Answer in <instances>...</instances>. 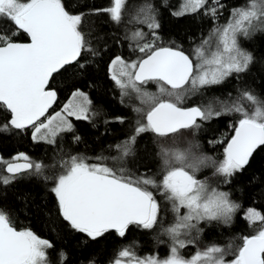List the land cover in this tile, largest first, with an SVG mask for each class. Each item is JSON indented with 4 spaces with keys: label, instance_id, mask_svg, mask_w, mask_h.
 <instances>
[{
    "label": "snow or ice",
    "instance_id": "1",
    "mask_svg": "<svg viewBox=\"0 0 264 264\" xmlns=\"http://www.w3.org/2000/svg\"><path fill=\"white\" fill-rule=\"evenodd\" d=\"M127 4L128 0H110L108 7L84 6L73 11L71 3L64 0H0V133L26 134L31 130L33 143L47 144L62 153L59 141L67 139L65 134L72 133L73 143L82 140L73 121L96 127L94 120L102 110L94 108L89 92L77 81L108 48V37L96 29L95 22L88 21L100 14L107 16L106 22L125 25V35L114 42L128 41L136 56H112L108 79L119 91L122 104L126 98H134L143 105L131 106L135 118L130 133L108 146L115 155H60L58 161L54 155L58 171L52 176L45 175L51 165L33 161L25 153L7 161L0 157V165H4L0 186H8L23 174L42 177L54 196L45 206V214L83 234L85 242L109 233L123 240L132 229L156 230L170 242L169 254L159 258L154 254L139 256L134 248L138 242L133 240L122 245L109 264H264V214L253 207L246 209L244 219L250 226L257 222L262 226L254 235L242 237V244L225 248L213 243L197 249L191 258L180 254L199 240L202 224H232L242 205L220 185L231 184L264 148V101L251 89L238 88L235 98L228 93L225 98L211 97L207 104L181 106L192 97L205 95V89L229 78L239 79L250 70L255 56L242 47L240 38L250 40L264 32V0H242L229 9L223 24L217 23L225 7L221 0H181L171 11L173 17L202 12L213 24L190 54L174 41L168 46L160 43L159 9L150 0L132 8ZM161 6L167 8V0H161ZM128 24L143 25L147 32L135 28L129 34ZM57 77L65 82L68 95L60 108L50 113L59 99V89L53 87ZM149 82L156 85V92L142 87ZM222 116L237 117L229 125L233 134L226 139L222 159L199 153L200 145L194 141L185 149L166 144V138L184 131L195 136ZM115 120L124 124L126 117ZM146 133L154 137L159 167L156 171H133L128 158L137 154V141ZM208 143L224 144L225 139ZM203 169H211L216 179L199 178ZM17 211L0 205V264H51L48 250L54 245L32 230H18L12 218ZM57 255L58 264H63L66 253L61 249ZM229 255L234 258L226 259Z\"/></svg>",
    "mask_w": 264,
    "mask_h": 264
},
{
    "label": "trees",
    "instance_id": "2",
    "mask_svg": "<svg viewBox=\"0 0 264 264\" xmlns=\"http://www.w3.org/2000/svg\"><path fill=\"white\" fill-rule=\"evenodd\" d=\"M65 3H71L73 11H79L84 6L88 9L101 8L110 6V0H64ZM158 9V19L161 24L159 33L162 35L163 44L168 46L170 42H175L180 46L187 47L189 44L197 45L200 43L202 36L209 34L210 28L213 26L212 20L198 13L188 17L179 19L172 18L169 13L176 9L180 0H167L168 7L161 6V0H150ZM225 5L222 10L223 15L219 17L221 22L222 17L232 7L240 4L242 0H221ZM143 0H128L127 7L132 8L134 5L142 4ZM88 21L95 22L96 29L105 34L108 48L103 51L100 56L95 58V61L90 64L84 75L78 78L79 86L87 88L90 91L92 99L96 102H104L107 111L118 114L115 103L105 100L103 97L107 95L109 82L106 80L103 73L104 61L109 53H112L117 44L114 41L123 37L125 34V26H118L107 21V16L104 14L91 16ZM219 24V23H218ZM21 40L25 37L21 36ZM103 43V42H101ZM242 47L253 53L256 62L253 63L250 70L243 74L239 79L229 78L223 84L205 89V95L196 96L188 99L182 107L191 106L193 102L207 104L208 100L213 96L221 98L227 97L228 93H232L231 98H235L238 93L237 89L245 87L251 89L261 101H264V32H259L250 40H244ZM174 46V45H173ZM94 83L95 87L89 88V84ZM62 92H59V96ZM110 102V104H108ZM107 105V106H106ZM246 106H249L245 102ZM249 110H252L249 107ZM121 114V113H120ZM236 116H222L214 119L210 125L206 124L202 127L195 136L190 131H184L175 137L166 138L168 146L185 149L189 145V141H194L200 145L197 150L199 153L212 156L215 159H222L223 147L226 139L232 135L230 123L234 122ZM117 128V125L113 126ZM83 127L80 132L82 136L81 144L83 147L91 150L96 141L105 142L106 138L98 135L94 136L91 132H85ZM225 139L224 144H209V140ZM154 137L151 133L141 136L136 144V155L128 159L130 167L138 172L145 170L156 171L159 167V158L155 155L157 145L153 143ZM79 143V144H80ZM61 145V141H59ZM75 145V147H80ZM18 153H25L32 158L33 161H42L46 165L45 175L52 176L56 171L53 158L55 155L58 161L61 153H57L55 149L44 143H33L28 132L25 133H0V157L6 161ZM3 166L0 165V175L3 173ZM211 169H203L199 174V178L203 179L206 176L212 178ZM151 174V173H150ZM264 148L259 149L251 159L250 165L243 173L233 177L231 184H221L222 190L232 193V198L237 200L242 207L235 214L233 222L230 226H226L217 222L210 224L204 223L201 225L203 232L200 235L196 244L188 245L184 251H188V256L194 254L197 249L204 250L210 244H217L227 248L229 244L235 248L242 244V237L251 236L262 226L259 222L249 225V222L244 219V213L247 208L253 207L264 214ZM159 199V197H157ZM53 199V195L48 191V184L42 177L28 176L18 178L8 186H0V205L7 208H15L18 211L13 214V218L19 222L31 224L42 236L50 239L54 245L51 249V260L53 264H58L59 257L57 253L62 249L67 259L63 264H90L95 261V264H109L110 259L115 258L116 252L122 245L128 244L135 240L138 246H134L138 255L146 253L164 254L162 251L169 250L167 237L158 236L156 230L152 232H141L132 229L127 234L126 238L121 240L114 234L109 233L96 241H87L83 234L76 233L69 229L64 223L63 225L50 219L45 214V206ZM168 220L171 219V213L168 214ZM55 228V231L53 230ZM231 255L226 256V259H233Z\"/></svg>",
    "mask_w": 264,
    "mask_h": 264
},
{
    "label": "flooded vegetation",
    "instance_id": "3",
    "mask_svg": "<svg viewBox=\"0 0 264 264\" xmlns=\"http://www.w3.org/2000/svg\"><path fill=\"white\" fill-rule=\"evenodd\" d=\"M169 14L172 18H176V19L182 18V17H179V18L173 17L171 15V13H169ZM226 14H229V11ZM188 16H192V15H186L183 17H188ZM218 21L219 20H217V23H219V24L223 23V21H221V22H218ZM119 26L124 27L125 25L122 24ZM127 28L129 30V34H130L131 30H133L135 28H142L145 32H147V28L144 27L143 25L128 24ZM160 36H161L160 43H163L162 35L160 34ZM194 46H195L194 44L193 45L189 44V45H187V47H184V46H181V47L186 53L190 54L192 51V48ZM116 54H120V55L124 56L126 59H135L136 56L132 54V52L129 48V42L126 40H121L120 45L117 44V48H115V50H113L112 53H109V55L106 57V59L104 61L103 73L105 75L106 80L109 82L110 86L106 92L107 95L105 97H103L105 99H103L102 101H105V100L109 101L110 100V102L115 103V105L117 107V111H119V113L114 114L113 112L107 111V107H105L104 102H96L92 99V96L90 95L91 99L94 102V108L102 110V115L97 117L94 120L96 127H93L92 124H89L85 121H73L77 133L80 134L83 127H85L86 128L85 132H91L92 134H94V136L101 135V136L106 138L105 142H100L98 139V141H96V145H93V147H91V150H89L88 148H84L83 147L84 143H82V144L80 143L78 145L80 147L78 148V147H75V145L77 146V144L73 143L71 140L72 133H67V134H65L67 139L61 140V145L63 147V152L61 153V155H77V154H80V155H84L87 157H94L96 155L112 156V155H115L116 153H115L114 149H110L108 146L114 145V144L122 141L130 133V131H131L130 125L132 123V120L135 118V113H133L131 106L143 107V105H140V102L134 98L130 101L126 98L125 104H122L120 101L119 91L112 86V81L108 79L107 65H108L110 59L112 58V56H114ZM137 55H138V53H137ZM152 84H153L152 82H149L147 85L142 86V87H145L146 90L152 92V90L156 89L155 86ZM53 87H56L57 89H59V92H62V96L61 95L59 96L57 103L54 105L53 109H51L49 111L50 113L53 112L54 110H58L60 108V106L65 102L66 97L68 95V92L65 90V82L62 81L60 77L56 78V81L53 83ZM82 89L86 92H89V94H90V91L87 88H82ZM58 95H59V93H58ZM110 102H108V104H110ZM121 116L126 117V122L124 124H121L115 120L116 117H121ZM105 119H108L112 122L105 124V122H104ZM114 125L115 126L117 125V128H113ZM29 134H30V130H29ZM143 135H145V134H143ZM224 147H225V145H224ZM128 167L131 168L129 163H128ZM56 171H58V170L56 169ZM133 171H135V170H133ZM24 177H28V175L23 174L22 178H24ZM52 200H54V196H53ZM13 220L15 222V227L18 230H24V229L32 230L38 237L43 238V239H47L52 243V241L50 239L39 234V232L31 224L26 223V222L21 223L18 220H16L15 218H13ZM48 256H49V259L51 260V249L48 250ZM51 264H53L52 260H51Z\"/></svg>",
    "mask_w": 264,
    "mask_h": 264
},
{
    "label": "rangeland",
    "instance_id": "4",
    "mask_svg": "<svg viewBox=\"0 0 264 264\" xmlns=\"http://www.w3.org/2000/svg\"><path fill=\"white\" fill-rule=\"evenodd\" d=\"M180 3H181V0H180ZM180 5V4H179ZM179 7V6H178ZM177 7V8H178ZM202 13V12H201ZM228 15L229 14H226L225 15V17H222V19L221 20H223V23H225L226 22V20H227V17H228ZM222 23V24H223ZM245 39L243 38V37H241L240 38V42H241V45L243 44L242 42L244 41ZM152 85H154L155 86V88L156 89H154V90H152V92H156L157 91V87H156V85L153 83ZM148 91V90H147ZM150 92V91H149ZM30 132H31V130H30ZM30 137H31V135H30ZM223 152V151H222ZM216 178L215 177H212L211 178V180H215ZM183 211V210H182ZM244 216V215H243ZM183 250L184 249H181L180 250V254L183 256V257H185V258H191V256L193 255H190V256H188L187 254L189 253L188 251H184L183 252ZM164 251H166V250H164ZM164 251H162L164 254H162V255H159V254H157L156 252L155 253H152V254H154V255H158L159 256V258H166V256L169 254V250L167 251V252H164ZM147 254H149V253H146V254H144V255H147ZM195 254V253H194ZM144 255H139V256H144Z\"/></svg>",
    "mask_w": 264,
    "mask_h": 264
},
{
    "label": "water",
    "instance_id": "5",
    "mask_svg": "<svg viewBox=\"0 0 264 264\" xmlns=\"http://www.w3.org/2000/svg\"><path fill=\"white\" fill-rule=\"evenodd\" d=\"M53 107H54V106H53ZM50 110H51V109H50ZM50 110H49V111H50ZM232 134H233V133H232ZM225 146H226V143H225ZM21 162H22V161H21Z\"/></svg>",
    "mask_w": 264,
    "mask_h": 264
}]
</instances>
